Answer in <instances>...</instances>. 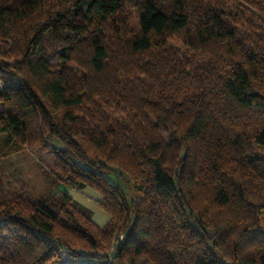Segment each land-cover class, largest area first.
<instances>
[{
	"label": "trees",
	"instance_id": "16d2710c",
	"mask_svg": "<svg viewBox=\"0 0 264 264\" xmlns=\"http://www.w3.org/2000/svg\"><path fill=\"white\" fill-rule=\"evenodd\" d=\"M233 1L0 0V155L110 215L15 192L0 264H264V0Z\"/></svg>",
	"mask_w": 264,
	"mask_h": 264
},
{
	"label": "rangeland",
	"instance_id": "374dc122",
	"mask_svg": "<svg viewBox=\"0 0 264 264\" xmlns=\"http://www.w3.org/2000/svg\"><path fill=\"white\" fill-rule=\"evenodd\" d=\"M231 1L230 5L233 7L235 2ZM127 9L133 13L136 11V7L131 2L127 3ZM136 21V18L131 20L132 28H136ZM3 52L0 48V56ZM57 59V55L49 58L53 63L58 61ZM9 85L17 86L18 79L10 77L6 83L0 81V90ZM161 134L165 140L169 139V135L164 129H161ZM46 142L49 145H59L55 138H47ZM0 146L2 147L1 142ZM53 164L52 153L40 146L33 149L24 147L7 155H0V199L9 198L15 192H23L34 200L45 201L65 190L62 183L55 184ZM106 177L111 182L119 184L126 198H130L129 183L123 177H119L113 172L107 173ZM66 190L70 191L69 194L82 208L92 213V219L96 224L101 226L102 222L103 224L107 222L108 212L100 206V199L96 196L100 193L97 190L91 187L82 190L75 188Z\"/></svg>",
	"mask_w": 264,
	"mask_h": 264
},
{
	"label": "crops",
	"instance_id": "0c3cea01",
	"mask_svg": "<svg viewBox=\"0 0 264 264\" xmlns=\"http://www.w3.org/2000/svg\"><path fill=\"white\" fill-rule=\"evenodd\" d=\"M66 189H73V190H74V188H72V187H65V190H62V191H66V192L69 193L70 191H68V190H66ZM82 189H86V187L81 188V190H82ZM96 196H97L99 199H101V195H100V194H99V195L96 194ZM108 216H110L109 213H108ZM108 218H109V217H108ZM103 225H104V224H103V222H102L101 226H103Z\"/></svg>",
	"mask_w": 264,
	"mask_h": 264
},
{
	"label": "built area",
	"instance_id": "2783aa9c",
	"mask_svg": "<svg viewBox=\"0 0 264 264\" xmlns=\"http://www.w3.org/2000/svg\"><path fill=\"white\" fill-rule=\"evenodd\" d=\"M119 237L121 236V234L118 235Z\"/></svg>",
	"mask_w": 264,
	"mask_h": 264
}]
</instances>
